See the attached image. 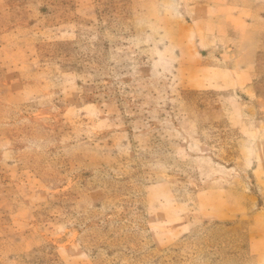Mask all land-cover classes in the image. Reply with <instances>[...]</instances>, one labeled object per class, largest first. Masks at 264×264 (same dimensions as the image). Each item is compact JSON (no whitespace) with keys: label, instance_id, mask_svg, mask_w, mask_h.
Wrapping results in <instances>:
<instances>
[{"label":"rangeland","instance_id":"rangeland-1","mask_svg":"<svg viewBox=\"0 0 264 264\" xmlns=\"http://www.w3.org/2000/svg\"><path fill=\"white\" fill-rule=\"evenodd\" d=\"M0 264H264V0H0Z\"/></svg>","mask_w":264,"mask_h":264}]
</instances>
